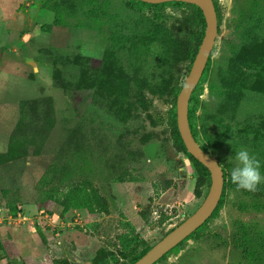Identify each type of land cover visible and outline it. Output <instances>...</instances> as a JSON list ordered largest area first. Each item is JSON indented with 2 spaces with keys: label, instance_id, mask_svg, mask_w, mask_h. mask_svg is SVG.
I'll use <instances>...</instances> for the list:
<instances>
[{
  "label": "rangeland",
  "instance_id": "1",
  "mask_svg": "<svg viewBox=\"0 0 264 264\" xmlns=\"http://www.w3.org/2000/svg\"><path fill=\"white\" fill-rule=\"evenodd\" d=\"M216 6L196 142L226 173L247 149L264 175V0ZM192 18L131 0H0V208L53 224L78 213L83 224L59 236L0 224V264H91L126 235L152 247L201 205L209 186L195 197L194 167L167 126L193 62L189 38L204 33ZM88 184L99 200L74 207ZM234 236L264 264V199L226 191L198 235L156 264H251Z\"/></svg>",
  "mask_w": 264,
  "mask_h": 264
},
{
  "label": "water",
  "instance_id": "2",
  "mask_svg": "<svg viewBox=\"0 0 264 264\" xmlns=\"http://www.w3.org/2000/svg\"><path fill=\"white\" fill-rule=\"evenodd\" d=\"M150 5L180 2L196 6L204 19V33L197 53L193 59L190 71L176 98L177 129L188 154L202 164L209 173L210 185L208 192L196 211L178 226L169 231L160 241L152 246L133 264H156L162 257L178 246L190 235L195 233L217 208L224 187V171L219 163L210 157L195 141L189 122L188 104L190 97L198 85L210 57L218 34V21L212 0H135Z\"/></svg>",
  "mask_w": 264,
  "mask_h": 264
},
{
  "label": "trees",
  "instance_id": "3",
  "mask_svg": "<svg viewBox=\"0 0 264 264\" xmlns=\"http://www.w3.org/2000/svg\"><path fill=\"white\" fill-rule=\"evenodd\" d=\"M132 2L143 6L147 8H154V9H159V8H164L167 6H177V7H186L189 8L192 12L193 15V21L198 22L200 25H204V19L202 17L201 11L194 5L190 4H185V3H180V2H169V3H164V4H159V5H150V4H145L142 2H138L135 0H131ZM215 6L216 14H217V21H218V10L216 6V1L217 0H212ZM203 37V30L197 34V33H192L191 37L189 38V46H188V53H189V60L190 62L193 61L194 56L196 54V51L201 43ZM210 69V58L207 61L205 70L202 74V77L194 89L190 100L188 104V122H189V127L191 130V133L193 137L195 138V141L197 140V128H196V110L197 107L201 104L199 97L197 95V91L200 89L202 83L206 79L208 75V71ZM182 87V86H181ZM181 87L178 89V91L181 90ZM212 90V87H211ZM178 92H175V97L178 95ZM167 126L169 128L170 135L172 137V142H174L175 146L179 149V152L182 153L187 160L193 165L195 175H196V182H195V187H194V195L197 198L201 197V191L202 189L207 185L209 186L210 178H209V173L206 170V168L200 164L197 160H195L188 152L186 151V148L184 147L183 142H181V138L177 129V124H176V111L175 108L168 112L167 114ZM202 148V147H201ZM230 172L226 173L224 171V187H223V192L222 196L220 199V202L217 206V208L214 210L212 216L210 219H208L195 233L190 235L188 238H186L183 242H181L178 246H176L174 249H172L168 254H166L164 257H162L159 261L164 260L169 254L176 253L178 252L180 246L184 244L186 241L190 240L194 236H197L198 233L204 228L206 223L213 219L217 214L220 208L222 207V204L224 203V197L226 194V191L228 190H234L236 192H240L244 196L247 197H255V198H260L264 199V183L260 184L258 186V190L256 192H249L245 190H237L236 185L232 184L230 181ZM91 189L92 195H86L82 200H80L79 203L74 204V207L76 208H90L91 207V199L90 198H95L96 200H99L98 194L96 190L93 188L92 184H88L86 189ZM99 204V203H97ZM99 208H101L102 213H107V205L106 204H99ZM91 210V209H89ZM11 213H14L15 211H12L9 209ZM92 211V210H91ZM65 215L61 214V218H65ZM132 231V230H131ZM122 243V248L119 250L117 255H114L112 252H106L104 250H99L96 257L92 260L91 264H122L120 260H127L128 262L126 264H133L135 261H137L142 255H144L151 247L147 246L144 241L142 240H137L134 237H131L128 239V235L120 237L119 238ZM235 250L240 251L242 254V257L246 260H249L251 264H257L256 260V253L250 249L249 247V241L246 238H243L242 236H234L231 244H230ZM141 248L140 252H137V250ZM158 261V262H159ZM52 264H68V261L66 259H59L53 261Z\"/></svg>",
  "mask_w": 264,
  "mask_h": 264
},
{
  "label": "built area",
  "instance_id": "4",
  "mask_svg": "<svg viewBox=\"0 0 264 264\" xmlns=\"http://www.w3.org/2000/svg\"><path fill=\"white\" fill-rule=\"evenodd\" d=\"M157 217L160 218L158 214H157ZM52 221H53V217L49 216L48 213L37 211L35 215H27L23 211H17L15 214H11V213H4L2 208H0V224L5 223L8 226H15L17 228L38 227L41 230L50 228L54 236H59L60 231H64V229L70 228L71 225H74L76 227L83 226L82 219L78 213H76L75 217L69 221L66 220V218H62L58 220L57 217H56V221L59 224H53L54 222Z\"/></svg>",
  "mask_w": 264,
  "mask_h": 264
},
{
  "label": "clouds",
  "instance_id": "5",
  "mask_svg": "<svg viewBox=\"0 0 264 264\" xmlns=\"http://www.w3.org/2000/svg\"><path fill=\"white\" fill-rule=\"evenodd\" d=\"M179 15V13H176ZM87 54V53H86ZM236 166L231 169L230 181L236 185L237 190L256 192L258 186L264 183V175L261 174L260 161L247 149L239 150L234 157ZM232 157L229 158L231 162Z\"/></svg>",
  "mask_w": 264,
  "mask_h": 264
}]
</instances>
